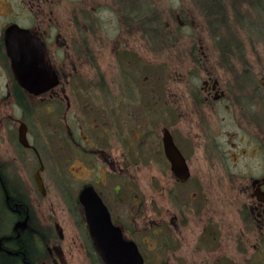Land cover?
Segmentation results:
<instances>
[{
	"label": "flooded vegetation",
	"instance_id": "obj_1",
	"mask_svg": "<svg viewBox=\"0 0 264 264\" xmlns=\"http://www.w3.org/2000/svg\"><path fill=\"white\" fill-rule=\"evenodd\" d=\"M94 2L90 9L85 0H74L62 11L61 0H0L8 9V20L0 23V75L12 76L2 86L0 103V217L10 223L5 231L0 227V264H67L80 243L74 226L84 230L86 256L105 264L90 228H110L108 218L111 229L134 244L142 264H238L239 256L223 248L224 213L236 216V227L245 231L241 241L232 230L229 245L238 241L240 248H251L245 262L264 264V114L257 92L264 91V80L256 89L241 85L240 78L222 81L201 49L186 54L191 69L178 85H165L164 91L165 79L153 71L146 87L145 69L157 56L144 64L136 38L142 29L152 37L155 19L136 8L120 11L116 0L103 7ZM11 25L27 30L46 50L57 84L43 94H30L16 83L4 41ZM218 43V67L227 61L234 71L228 43ZM104 46L110 56L103 68L98 58ZM77 78L92 86L86 89L92 102L84 105L87 119L69 111L70 98L83 83ZM35 101L47 102L46 114L55 111L57 101L65 103L64 156L73 182H68L71 196L64 195L70 211L62 210L54 189L60 178L50 144L42 137L49 154L42 156L40 136L33 140L21 120L33 119ZM68 112L76 115L77 139ZM173 146L178 167L167 152ZM84 191L92 208L88 218L80 198ZM221 200L231 207L221 209Z\"/></svg>",
	"mask_w": 264,
	"mask_h": 264
},
{
	"label": "rangeland",
	"instance_id": "obj_2",
	"mask_svg": "<svg viewBox=\"0 0 264 264\" xmlns=\"http://www.w3.org/2000/svg\"><path fill=\"white\" fill-rule=\"evenodd\" d=\"M73 1L74 0H61V6H59L60 10L67 11V6L71 5ZM105 1L106 0H96V6L98 7L101 5L103 7ZM85 2L90 9L92 4H95L94 0H85ZM116 2L119 10L125 11V9L129 10L130 8H136L139 9L140 14L143 13V16L147 15L155 19L157 28L154 35L151 37L152 31L150 32L142 29L139 31L140 38H136V41L140 42V46H142L140 55L143 57L144 64L151 60L152 55L157 56L156 61L154 63L149 61V67L147 70L145 69V75L148 76H146V87L147 84L153 80V71L159 72L160 76L163 77L165 81H168L170 78L167 84H165V81L162 84L163 86H161V88L163 90L165 89V85H167L168 88L178 85L180 82L176 83L175 81L181 79V77L186 75L191 69V65H189L190 60L187 58L188 56L186 54L191 51L199 53L201 49L205 51L208 55L207 57L210 56V65L213 64L216 67L222 81L240 78L241 85L244 87L254 86L256 89L260 86L259 81L264 80V0H262L261 3L257 2V4L256 2L254 3V1L250 2L249 0H243L240 2L241 4L238 8H236L232 0H116ZM13 9L16 12L18 7L13 5ZM1 12H3V15H0V23L3 22V20H8V17L5 16L8 9L1 6L0 14H2ZM121 15L124 16V13L121 12ZM102 16H105V13L102 14ZM219 20L222 21L220 24L218 22ZM112 35L113 33L109 34V36ZM134 40L135 39L132 38L131 42ZM218 42L228 43L230 53H227L230 54L229 57L233 62L230 61V64L235 65L233 68L234 71H231L230 67L224 65L227 61H223L224 64L222 69L218 67V61L222 62L220 60L221 53L218 50L220 43ZM101 53L98 59H100L102 67L104 68L110 56L109 48H105V46L102 47ZM150 64H154L155 68ZM245 77L250 78V82L244 83L242 78ZM11 78L12 76L5 74L0 75V103L5 94L3 93L2 86L4 83L10 84ZM77 79L83 83L81 85L80 82L78 89L73 92L74 98H70V103H72L73 106L69 111L77 113L80 120L82 117L87 119L91 115L88 111V107L84 105L86 102L90 104L92 102L90 101V95L87 94L88 91H86V89H92V86L86 83V81L79 78ZM257 92L259 94L260 111L261 114H264V91L259 89ZM46 103L44 102V104H42L35 101L33 119H29L27 116L23 117L21 112L22 109L17 110V115L23 117L21 120L25 119V123L29 126V133L33 140L36 138L39 140L40 136V152L42 156L49 155L47 153L45 154V149L48 147L46 145L44 146L42 137L50 144L51 148L47 149V151L50 152L53 157L54 162L52 161V165L57 168L60 178L58 182L54 179V189L59 191L62 210L70 211L71 200L64 195L68 194L71 196L72 191V188H70L68 184L69 180L72 181V178L70 176L67 177V167L65 165L64 156L66 130L65 124L62 121V112L65 109V103L63 101L61 103L57 101L55 104V111L47 112V114L45 111ZM3 107L4 106L1 104L0 109L3 110ZM15 111L16 108H14V112ZM68 113H66V117L68 116L67 123L70 125L72 135L77 139L79 135L78 129L75 124L72 123L76 115ZM230 127H232V125L228 123L227 128ZM89 130L90 132L93 131L92 128ZM107 130H109V133L111 129L107 127ZM103 140H105V138ZM29 168L30 166L28 169ZM55 170L56 169H53V172ZM61 182H63V184H60ZM74 184L77 186L76 182H74ZM220 203L221 209L223 210L231 207L230 203L225 200H221ZM225 214L226 213L223 215L224 229L222 228V232L224 231V234L227 233L228 239L225 238V246H223V248L231 252V254L234 253L232 256H239L240 263L237 261L238 264H262L260 262H252L251 260L245 262L246 258L251 256V248L247 249L244 248V246L240 248L238 241H232L233 247L229 245V233H231L232 230L234 234L237 235L236 239L242 241L246 238L243 236L245 232L243 226L241 229L236 227V216L231 217V215ZM238 218L240 217L238 216ZM71 220H73V223L79 221L74 214H71ZM8 223L7 216L3 215L0 217V227L2 231L7 229ZM61 225L63 229H65L67 238L69 239L70 225H66L65 220ZM73 230L77 232L80 243L73 249L72 261L71 259H67L66 263L94 264L91 262V259L86 256L84 251L87 244L86 241H83V238L85 239L83 228L74 226ZM245 256L247 257L244 258Z\"/></svg>",
	"mask_w": 264,
	"mask_h": 264
},
{
	"label": "water",
	"instance_id": "obj_3",
	"mask_svg": "<svg viewBox=\"0 0 264 264\" xmlns=\"http://www.w3.org/2000/svg\"><path fill=\"white\" fill-rule=\"evenodd\" d=\"M6 31L4 39L6 52L10 63H12V73H14L16 83L28 93L35 95L43 94V92L53 88L57 84L56 76L51 69L50 61H48L42 43L33 40L27 30L18 28L16 25L9 26ZM19 36L20 40L18 41ZM164 137L169 136L166 133ZM167 152L173 165L178 167L177 151H175L174 146L173 151L168 147ZM36 180L37 185L40 187V180L38 178ZM88 196L87 191L80 195L87 218L92 209L85 201ZM98 204L96 203V205ZM107 226L110 228H98V226L90 228L91 234L96 240L97 249L101 253L102 261L105 264H142L141 257L134 244L123 240L118 229H111L109 218Z\"/></svg>",
	"mask_w": 264,
	"mask_h": 264
},
{
	"label": "trees",
	"instance_id": "obj_4",
	"mask_svg": "<svg viewBox=\"0 0 264 264\" xmlns=\"http://www.w3.org/2000/svg\"><path fill=\"white\" fill-rule=\"evenodd\" d=\"M232 1L234 2L236 8H238V6L241 4V3H240L241 0H232ZM252 1H254V3L256 2V4H257V2H258V0H250V2H252ZM218 22H219V24H220L222 21L219 20ZM218 22L216 21L217 24H218ZM22 241H23V240L20 241V244L22 243Z\"/></svg>",
	"mask_w": 264,
	"mask_h": 264
}]
</instances>
